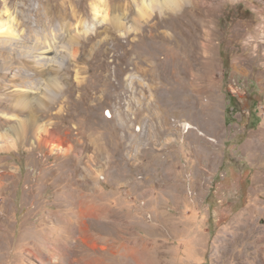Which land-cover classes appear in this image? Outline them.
Listing matches in <instances>:
<instances>
[{"label": "rangeland", "instance_id": "obj_1", "mask_svg": "<svg viewBox=\"0 0 264 264\" xmlns=\"http://www.w3.org/2000/svg\"><path fill=\"white\" fill-rule=\"evenodd\" d=\"M183 1L0 0V264H264V0Z\"/></svg>", "mask_w": 264, "mask_h": 264}, {"label": "bare ground", "instance_id": "obj_2", "mask_svg": "<svg viewBox=\"0 0 264 264\" xmlns=\"http://www.w3.org/2000/svg\"><path fill=\"white\" fill-rule=\"evenodd\" d=\"M166 2V7H167V10H171V11H176V9H179L181 7V5L184 3L183 0H164ZM161 12L164 13L165 12V9H163V7H161ZM52 50L49 49L47 50V52L45 53H51ZM44 142H47L46 140H44ZM53 143V142H52ZM51 144V143H49ZM2 175V174H1ZM6 176V175H5ZM239 221V220H238ZM241 226V225H240ZM244 227V226H242ZM249 228V227H248Z\"/></svg>", "mask_w": 264, "mask_h": 264}]
</instances>
